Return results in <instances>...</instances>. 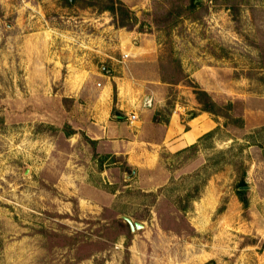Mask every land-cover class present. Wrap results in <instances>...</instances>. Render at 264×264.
<instances>
[{
    "label": "rangeland",
    "instance_id": "374dc122",
    "mask_svg": "<svg viewBox=\"0 0 264 264\" xmlns=\"http://www.w3.org/2000/svg\"><path fill=\"white\" fill-rule=\"evenodd\" d=\"M89 1L0 0V264H264V0H122L130 29ZM118 76L231 119L129 164L92 132Z\"/></svg>",
    "mask_w": 264,
    "mask_h": 264
},
{
    "label": "crops",
    "instance_id": "0c3cea01",
    "mask_svg": "<svg viewBox=\"0 0 264 264\" xmlns=\"http://www.w3.org/2000/svg\"><path fill=\"white\" fill-rule=\"evenodd\" d=\"M113 79H117L120 88L122 85L124 91L118 93L116 103L112 99L113 91L109 85H106L105 90L99 93L100 102L104 101L107 108L104 110L105 112L95 113L92 132L95 135V140L108 147L110 152L124 154L129 164H136L140 160L146 164L149 162L150 165L147 166L150 169L156 168L160 161V150L176 153L192 146L217 126L208 113L199 109V104L194 99L192 102L190 99L189 103H181L177 100L169 121L167 123L156 122L154 121L156 112L161 111L167 101L164 87L158 86L157 89H154L153 86H148L147 89L141 91L140 96L138 94L136 96L131 92L135 81L126 80L120 76ZM136 83L138 86L140 85L138 81ZM134 96L140 97V100L151 96L154 99V106L143 108L139 102L137 104H134L133 101L128 102ZM114 105L122 117L129 114L130 111L137 113L138 124L133 126L125 118L111 120L110 116ZM123 110L129 112L126 113ZM191 110L196 111L197 115L190 116Z\"/></svg>",
    "mask_w": 264,
    "mask_h": 264
},
{
    "label": "trees",
    "instance_id": "16d2710c",
    "mask_svg": "<svg viewBox=\"0 0 264 264\" xmlns=\"http://www.w3.org/2000/svg\"><path fill=\"white\" fill-rule=\"evenodd\" d=\"M64 1L67 2L68 5H72L77 0ZM89 2L90 3H87L88 6H93L101 12H110L113 16L116 27H125L127 29H130L136 20L129 7L122 0H91ZM193 87H195L194 93L203 112L212 113L214 115H221L226 117L227 119H231V117L227 113H224L222 108L217 105L215 101H213V99L206 91L202 90L197 84H195ZM154 121L160 122L157 114L154 117ZM207 135L209 136L211 135V133ZM238 194L240 195L244 207H247L248 200L243 197L244 192L238 190Z\"/></svg>",
    "mask_w": 264,
    "mask_h": 264
},
{
    "label": "water",
    "instance_id": "95a60500",
    "mask_svg": "<svg viewBox=\"0 0 264 264\" xmlns=\"http://www.w3.org/2000/svg\"><path fill=\"white\" fill-rule=\"evenodd\" d=\"M133 173H135V171H133ZM132 177V176H131ZM247 187H243V189H245ZM123 219L128 223L130 229L132 232H135L136 230H140L144 228V225H142L139 222H135L133 221L131 218L123 216Z\"/></svg>",
    "mask_w": 264,
    "mask_h": 264
},
{
    "label": "built area",
    "instance_id": "2783aa9c",
    "mask_svg": "<svg viewBox=\"0 0 264 264\" xmlns=\"http://www.w3.org/2000/svg\"><path fill=\"white\" fill-rule=\"evenodd\" d=\"M143 106L144 107H147V108H150L153 106V101L151 99H147L146 101L143 102ZM137 115L136 114H132L130 117H129V120L131 123H134L136 120H137Z\"/></svg>",
    "mask_w": 264,
    "mask_h": 264
}]
</instances>
